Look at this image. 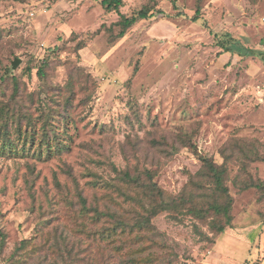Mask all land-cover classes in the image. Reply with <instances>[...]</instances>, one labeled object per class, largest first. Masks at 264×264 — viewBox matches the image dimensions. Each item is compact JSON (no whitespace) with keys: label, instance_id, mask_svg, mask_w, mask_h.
<instances>
[{"label":"rangeland","instance_id":"1","mask_svg":"<svg viewBox=\"0 0 264 264\" xmlns=\"http://www.w3.org/2000/svg\"><path fill=\"white\" fill-rule=\"evenodd\" d=\"M147 1L124 0L120 12ZM153 5L160 12L111 42L103 27L118 14L100 0H0V127L13 141L0 148V264H132L131 247L101 236L113 222L95 212L134 208L118 195L115 185L128 190L120 171L148 170L174 194L198 155L220 163L234 138L264 156V0H200L195 20L197 0ZM227 37L235 50L219 47ZM27 118L31 135L16 139ZM227 166L232 228L203 244L192 220L161 213L155 235L130 246L146 247L149 264H215L213 244L226 236L247 243L238 264H264V198L239 183L264 182V161Z\"/></svg>","mask_w":264,"mask_h":264},{"label":"trees","instance_id":"2","mask_svg":"<svg viewBox=\"0 0 264 264\" xmlns=\"http://www.w3.org/2000/svg\"><path fill=\"white\" fill-rule=\"evenodd\" d=\"M170 1L173 8L178 10L176 5L177 0ZM199 2L200 0H197V6L191 16L193 20L199 16ZM100 4L104 10V14L111 12L118 14V19L108 27H103L102 25L103 30L108 32L107 35L111 42L123 37L127 30L140 20L152 17L154 12H160L159 9L154 7L153 0H148L139 10L131 14L120 12L121 7L124 5V0H100ZM176 12L177 15L181 14L180 11ZM98 32L99 30L88 32V36L91 37ZM72 39L75 40L77 37H72ZM77 41L75 46L78 49L83 46V43L80 39ZM217 42L223 51L235 50L229 43V37L224 39L218 38ZM44 65L45 63H43ZM41 69L42 65L37 69L39 77L41 75ZM26 120L28 123H26L23 130L18 121L16 127L18 135L16 139L21 138L22 141H25L31 135V132L28 133L27 126L31 131V128L36 123L30 118ZM50 132L52 134V129ZM55 136L56 131H54L50 139L42 138L40 140L42 142L41 144H44L46 151L52 149L51 144H53ZM234 140L235 142L231 141L228 148L224 146L220 149L219 153L222 157L220 163L215 162L208 156L198 155L201 161L200 167L187 178V181L181 189L174 194L160 187L153 180V174L148 170L136 172L120 171L118 180L127 186L128 190H123L118 185H115L118 188V195L123 201H128L134 205V208L132 207V210L124 211L122 214L115 212V215L112 212H103L96 209L95 212L100 213V215H105L113 222L110 228L100 232L101 236L115 234V240L119 241L118 248L125 246L131 247L129 250V260L132 264H149L152 261L150 254L144 255L145 257L140 256V253L146 247L137 245L134 249L130 245L133 244L132 241L150 240L151 237L147 233L155 235V226L152 219L164 213L169 221L181 222L185 218L192 220V232L195 235L196 242H202L203 244L213 243L215 236L233 226V197L226 185L228 178L227 164L230 158L237 160L241 171L246 170L249 163L264 161V156L257 150L255 142L244 137L234 138ZM12 144L13 141L8 137L7 125L1 126L0 148L10 149L9 146ZM57 144L59 145L60 143L57 141ZM239 183L243 189L250 187L257 188L261 192L262 198H264V182L262 180L257 179L249 182L242 180ZM203 226L206 227L205 230L202 228ZM126 236L131 237L125 239Z\"/></svg>","mask_w":264,"mask_h":264},{"label":"crops","instance_id":"3","mask_svg":"<svg viewBox=\"0 0 264 264\" xmlns=\"http://www.w3.org/2000/svg\"><path fill=\"white\" fill-rule=\"evenodd\" d=\"M235 247L242 248L241 252H237ZM233 249H234V252H232ZM247 250H248V247H247L246 242L239 241L236 239H230V237L225 236L222 240H219V241L217 240V242L213 244V250L211 254L213 253L217 254L216 257L212 256L213 260L216 261L217 264H229L228 262L230 260L238 264L244 261L246 252H248ZM232 253L236 254V256L235 255L230 256V255H233ZM217 260H220V261H217Z\"/></svg>","mask_w":264,"mask_h":264},{"label":"water","instance_id":"4","mask_svg":"<svg viewBox=\"0 0 264 264\" xmlns=\"http://www.w3.org/2000/svg\"><path fill=\"white\" fill-rule=\"evenodd\" d=\"M18 60H16V61H13L12 63H11V66L14 68V67H16V65L18 64Z\"/></svg>","mask_w":264,"mask_h":264}]
</instances>
